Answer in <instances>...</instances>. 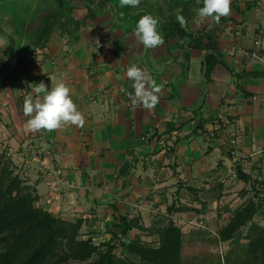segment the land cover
Listing matches in <instances>:
<instances>
[{
    "label": "crops",
    "instance_id": "obj_1",
    "mask_svg": "<svg viewBox=\"0 0 264 264\" xmlns=\"http://www.w3.org/2000/svg\"><path fill=\"white\" fill-rule=\"evenodd\" d=\"M67 1L73 5V30L54 33L43 51L27 44L24 53L15 47L8 58L0 51V59L8 60L0 120L8 118V137L16 140L36 133L27 130L24 113L18 114L25 96L41 81L49 89L61 80L69 86L85 123L48 131L49 146L59 169L85 187L84 206L95 221L89 232L101 235L100 242L118 235L122 215L144 221L165 193L178 191L180 201L190 198L186 190L209 193L216 201L213 186L223 187L220 178L231 165L226 150L255 161L264 157V0H231L229 16L190 21L182 38L160 33L163 45L151 49L133 33L143 15L158 18L155 4L122 8L119 0ZM201 33L214 41L212 52L218 54L207 58L208 74L203 46L211 43ZM132 64L162 88L153 109L133 102L138 98L126 76ZM72 212L64 210L60 218L74 222L81 211ZM165 215L170 222L166 209Z\"/></svg>",
    "mask_w": 264,
    "mask_h": 264
},
{
    "label": "trees",
    "instance_id": "obj_2",
    "mask_svg": "<svg viewBox=\"0 0 264 264\" xmlns=\"http://www.w3.org/2000/svg\"><path fill=\"white\" fill-rule=\"evenodd\" d=\"M53 1L55 3L48 2L45 6H36L43 10L39 16H31L29 11L22 13L23 17H27L25 21L30 22L31 25L29 33L21 30L25 35V41L27 36L32 35L29 41L24 43L28 47L31 46L34 52L43 51L54 33L63 34L70 26L69 17L63 16L57 9V4L61 0ZM153 4L156 7L152 10L157 11L160 20L159 31L164 39L173 36L182 38L186 36L187 23L200 19L194 9L202 7L203 0H140L138 7L153 8ZM249 8L250 5H247L246 9ZM178 10H182L179 14L186 20L184 26H181L176 18ZM18 14L21 15V12ZM199 35L211 43L203 46L207 48L205 64L208 74L211 64L208 63L207 58L218 54L212 52L214 41L204 33ZM21 37L19 36L14 47L8 48L9 51L21 45ZM196 40L197 37H194L193 42ZM19 60L21 63L22 58L20 57ZM4 68L5 63L0 59V75ZM229 154L230 150H226L225 156L230 157ZM231 157L235 158L232 153ZM241 159L237 158L232 163V179L241 181L244 185L248 183L249 191H241V198L244 199L245 196L246 198L234 209L224 204L218 208L220 211L216 210L218 212L216 219L220 220L225 213L228 217L227 222L217 230L213 241L235 246L240 240H245L246 255L242 264H264V189H262L264 182H256L259 175L251 178L244 174L240 165ZM218 167L219 164L215 170ZM255 169L259 171V168L255 167ZM222 188L221 184L213 186V190L219 192L215 200L224 197L221 194ZM249 192L252 196L247 197ZM38 200L35 188L21 183L13 173L11 161L0 155V264H196L183 262L181 230L171 220L166 226L153 231L156 245H151L141 242L139 238L128 239L132 231L141 234L148 229L144 228L139 216L122 215L117 220L118 235L111 234L107 242H100L95 246L92 244L94 233H90L85 239H80L81 220L71 223L55 217L36 206ZM188 211L198 212L183 204L171 203L166 208L167 215L171 217ZM255 217L262 219V226L253 223ZM243 228H246L245 233L242 231ZM116 241L119 242L118 247L115 245ZM117 250H120L121 256H116ZM130 257L135 258L136 261L132 262ZM221 262L223 261L218 260L211 264H221Z\"/></svg>",
    "mask_w": 264,
    "mask_h": 264
},
{
    "label": "rangeland",
    "instance_id": "obj_3",
    "mask_svg": "<svg viewBox=\"0 0 264 264\" xmlns=\"http://www.w3.org/2000/svg\"><path fill=\"white\" fill-rule=\"evenodd\" d=\"M54 2L53 0H0V51H6L7 58L9 57V46L14 47L21 37V45L17 46V52L21 54L25 52V35L29 33L30 22L25 21L27 17H23L22 13L31 12V16H39L43 12L42 8L36 6H45L46 3ZM55 3V2H54ZM67 0H61L57 4V9L62 13L63 16H69L68 9H72L73 5L69 4ZM115 4L118 2L114 1ZM142 8V7H140ZM21 12V15L18 13ZM17 14V15H16ZM18 16H22L19 18ZM25 21V22H24ZM71 26H68V31L73 30V23L69 21ZM23 29V32L21 30ZM67 31V32H68ZM75 31V30H74ZM66 32V33H67ZM73 36V34L71 33ZM11 37V38H10ZM31 36L26 37V41H29ZM68 38V37H67ZM12 40V41H10ZM6 49V50H5ZM2 54H0V58ZM6 58V57H5ZM5 67L8 60H4ZM3 74L0 75V90L3 91V87L8 85L7 82L3 81ZM97 105V104H96ZM3 113V114H2ZM4 110L0 108V116H4ZM2 114V115H1ZM18 114H23V109L19 110ZM29 119V117H27ZM8 118L4 117L0 120V155L5 159H9L13 165V173L17 175L18 180L25 186L30 188L34 187L39 200L35 203L36 206L43 210L51 213L53 216L60 218V212L62 211H81L78 217L74 215L69 216L70 218L81 220V228L79 229L80 239H85L90 234L89 227L95 226L92 214L89 212V207L86 205L85 196L83 191L85 187L80 186L76 181L72 180L69 175L61 171L59 167L54 163L52 156V150L50 148L49 138L51 134L46 130L36 131V133L26 134L16 140V137H8L11 134L9 131ZM23 137V138H22ZM50 152L52 161L48 162L46 166V152ZM231 165L229 171H225L220 181L223 183V198L214 201L211 195L207 193L210 189L207 186L204 194L201 196L200 193L193 194L191 191L186 190L190 198L178 199L177 192L165 193L164 198L159 200L157 210L154 209L153 213L144 215V221L141 218L142 224L147 231L139 234L137 231H132L128 236L129 239L133 240L139 238L141 242L151 245H156V236L153 233L155 229L166 226L169 222L165 215V209L173 201L177 200L175 204H183L187 208H193L198 212L188 211L182 214H175L172 217L173 224L178 226L182 234V260L184 263L195 262L196 264H211L216 263L218 260L223 261L221 264H242L246 255V241L240 240L235 246L230 244H219L213 240L216 238L217 230L227 222V213L222 215L220 220L216 219V210L224 204H227L231 208L237 207L244 199L241 198V191H249V185H244L241 181H233L232 178V163L235 161L229 154ZM234 156V154H233ZM259 156V155H258ZM235 159L242 158L240 165L242 172L247 174L251 178L257 177L256 182H264V162L262 157H257L256 161L253 160L250 155H236ZM254 167H259V171ZM216 167L213 169L215 170ZM212 170V171H213ZM211 171V172H212ZM216 175L217 173H211ZM197 187V185H196ZM194 186V188H196ZM260 186L258 185L257 188ZM264 189V186L263 188ZM184 194V195H183ZM180 196H185L184 192L180 193ZM252 196L251 192L247 197ZM188 197V196H187ZM210 197V198H209ZM208 202V204H207ZM156 205V204H154ZM152 207V206H151ZM217 207V208H216ZM135 208V207H134ZM219 210V209H218ZM220 211V210H219ZM71 214H75L72 212ZM164 214V215H163ZM188 215L186 219L183 216ZM188 218V220H187ZM61 219V218H60ZM253 223L262 226V219L255 217ZM97 229V228H95ZM96 231V230H95ZM242 231L245 233L246 228ZM92 234V244L97 245L100 243L101 235ZM103 241V239H102ZM107 242V241H105ZM104 242V243H105ZM118 247L119 242H115ZM116 256H121L120 250H117ZM125 256V255H124ZM132 262L136 259L130 257Z\"/></svg>",
    "mask_w": 264,
    "mask_h": 264
},
{
    "label": "clouds",
    "instance_id": "obj_4",
    "mask_svg": "<svg viewBox=\"0 0 264 264\" xmlns=\"http://www.w3.org/2000/svg\"><path fill=\"white\" fill-rule=\"evenodd\" d=\"M120 7L136 8L140 0H119ZM177 20L184 26L185 18L179 14ZM201 18L213 17L219 22L221 17L231 14V0H203V6L194 9ZM134 36L145 48H156L163 45L164 40L158 31V18L150 14L143 15L135 25ZM98 43V41H97ZM126 76L133 81L134 95L145 109H153L160 102L162 88L155 83L149 84V78L144 69L132 64L126 71ZM23 113L29 119L26 128L30 132L40 130L54 131L65 124L83 126L85 118L77 109L71 95L69 86L62 80L51 89L44 81L35 84L32 91L23 100Z\"/></svg>",
    "mask_w": 264,
    "mask_h": 264
},
{
    "label": "built area",
    "instance_id": "obj_5",
    "mask_svg": "<svg viewBox=\"0 0 264 264\" xmlns=\"http://www.w3.org/2000/svg\"><path fill=\"white\" fill-rule=\"evenodd\" d=\"M252 57H256V55L255 54H252ZM1 89V88H0ZM258 154L259 155H262L263 154V152H258ZM46 163H45V165L47 166L48 165V162H51L52 161V158H51V154H50V152H49V150H48V152H46ZM233 160H235V158H233ZM262 161L264 162V157L262 158Z\"/></svg>",
    "mask_w": 264,
    "mask_h": 264
}]
</instances>
